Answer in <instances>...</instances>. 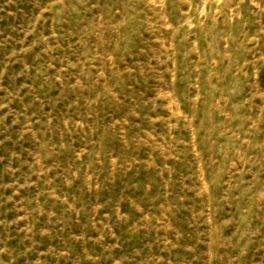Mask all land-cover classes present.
<instances>
[{"label": "rangeland", "instance_id": "rangeland-1", "mask_svg": "<svg viewBox=\"0 0 264 264\" xmlns=\"http://www.w3.org/2000/svg\"><path fill=\"white\" fill-rule=\"evenodd\" d=\"M0 264H264V0H0Z\"/></svg>", "mask_w": 264, "mask_h": 264}]
</instances>
